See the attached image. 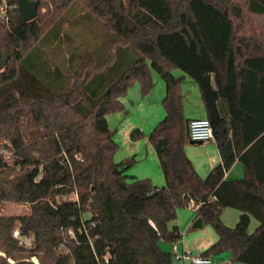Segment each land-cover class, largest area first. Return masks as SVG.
Segmentation results:
<instances>
[{
  "label": "trees",
  "instance_id": "1",
  "mask_svg": "<svg viewBox=\"0 0 264 264\" xmlns=\"http://www.w3.org/2000/svg\"><path fill=\"white\" fill-rule=\"evenodd\" d=\"M6 2L0 57H10L0 71V149L11 151L14 163L0 152V203L27 202L31 209L0 214L6 252L0 264L13 256V264H34L17 249L39 256L42 264H98L97 256L111 264H174L161 242L182 238L170 222L192 202L217 234L201 255L227 252L231 262L264 264V33L252 16L264 15V0H40L37 17L27 22L17 0ZM45 6L59 12L49 17L41 12ZM92 15L108 32L105 53L96 61L75 52L62 72L43 49L66 44L65 29ZM61 51L52 52L56 61ZM154 71L166 84V114L149 134L162 187L127 174L135 156L115 160L119 144L108 121L109 114L125 110L122 98L132 85L138 82L143 95L152 90ZM186 75L199 87L222 157L206 177L185 151L191 139ZM130 137L139 140L143 133L134 129ZM237 160L243 176L228 179ZM227 207L240 211L234 226L222 218ZM252 217L258 224L250 232ZM17 226L34 237L32 249L18 246ZM64 241L69 251L59 253Z\"/></svg>",
  "mask_w": 264,
  "mask_h": 264
},
{
  "label": "rangeland",
  "instance_id": "2",
  "mask_svg": "<svg viewBox=\"0 0 264 264\" xmlns=\"http://www.w3.org/2000/svg\"><path fill=\"white\" fill-rule=\"evenodd\" d=\"M1 3H2V0H1ZM82 3L79 2L78 6H81V9L82 8L85 9ZM4 10H1L2 13H4ZM247 10L248 8L246 6L242 7V9L240 8V12L242 13L246 12ZM41 12L47 14L50 17V15L59 12V8L54 7V6H47V7L45 6L41 8ZM248 15L249 14H247L246 16ZM255 21H256V25L258 26V28L264 33V15L255 16ZM102 24L103 22L96 15H92L91 18L86 17V16L78 17L76 22H74L71 26L65 29V32H63L64 33L63 40L65 39L66 44L62 41V44L57 45L55 49H52V47H48V46L43 49L46 53L45 55L46 59L50 60V62H52L53 64H56L57 62L58 66L62 69V72H65V73L67 71V68L69 67V60H70L69 56H71V54H74L75 52L77 53L82 52V54L84 55L89 54L92 57H94L96 61H99L100 60L99 57L103 56V54L105 53L108 47V42H109L108 32L103 27ZM66 38H69L70 41ZM61 48L63 51H61ZM54 50H56V52L61 51L65 53L61 56L60 60L58 59L59 61H56L53 57ZM36 52L39 53L40 50H36ZM117 52L118 51L116 50L113 52L114 58L118 56ZM55 58H56V54H55ZM86 58H88V56ZM79 60L80 58L78 59V61ZM182 72L183 71L181 69H174L173 71V73L176 75H179ZM153 75H154L153 78H154L155 84L152 90L147 95H143L141 92L139 83L138 82L135 83L129 88L128 93L126 95L127 98H126L125 110L114 112L111 115H108L109 116L108 121H110L109 122L110 127L115 130L114 138L119 144L118 151L115 154L116 161L122 160L125 155V151L128 149L127 143H126V140H128L129 138L128 137L129 132L127 134L128 127H132L131 131H133L134 129H140L142 130L143 134L147 135L152 131L154 126L160 120L164 118L166 114L165 108L163 106V99L166 95V84L164 80L161 78V76L156 71L153 72ZM72 77H74L75 79L77 75L76 74L72 75ZM82 80H83V76L81 75L79 77V81H82ZM139 140H142V139H139ZM140 146L142 148V152L144 153L143 154L144 160L142 159L141 161H139L137 158V161L134 163V165H132V167H130L127 170V174L136 176L137 175L136 171L138 172V174L139 172H141L142 174L156 173L155 176L157 175V180L156 178H153L152 182L154 184H157L158 183L157 181L159 180V175H158L159 166H160L159 159L158 157H156L157 159H154V157L152 158L151 155H149L147 159V155L145 152L146 151L145 145L141 143ZM201 148L204 149L203 152L205 153L206 157L211 156L212 148L210 147L209 148L201 147ZM6 150H7L5 151L6 153L2 151L0 152L1 154L4 155V158L10 162V164H13L14 154L8 149ZM16 171L19 172V168H16ZM13 174L14 173L10 174L9 176L12 177ZM30 209H31L30 204L27 202H16V201H11V200H4L0 203V214L2 215L27 214L30 212ZM194 213H195V210L188 208V207L179 209L178 216L175 220L170 222V225H171L170 227H172L175 224H179V226L181 225L180 231L183 234V238L179 239L175 243H169V242L162 241L161 247L164 250L172 251V247H173L172 244H177V246L179 245V248H182L183 244H186L188 246L189 245L200 246L199 243L205 244L208 241V243L210 244L216 240L217 238L216 231L210 224H205L206 226L198 230H194L190 228L189 231L186 230V226H184V224H181V222H184L183 217L186 214H187L186 216H188L190 214L193 215ZM237 213L239 215L240 211L236 208L229 207L227 210H225L223 214V219L227 225L234 226L237 223L238 220L237 221L235 220L236 219L235 214ZM256 226L250 225L249 231L250 232L253 231ZM199 235H201V239L198 241ZM17 240H18L19 247L21 246L25 249H32L34 247L33 245L34 237L33 236L23 237L22 242L19 239ZM15 252L20 254V256L24 257L25 259L33 262L31 260V256L25 254V251H23L24 253H20V250L17 249L14 251V253ZM227 254L228 253L223 252L222 254L217 255L218 259H220L219 261L220 264H247L243 262L228 261ZM192 255H196V253L194 252V254ZM0 257H6V252L4 251V245H3V241L1 238H0ZM7 259L10 264H13L16 261L15 256L8 257ZM36 259L38 260L40 264H42V261L39 256H37ZM178 262H179L178 260L174 259V264H179Z\"/></svg>",
  "mask_w": 264,
  "mask_h": 264
},
{
  "label": "crops",
  "instance_id": "3",
  "mask_svg": "<svg viewBox=\"0 0 264 264\" xmlns=\"http://www.w3.org/2000/svg\"><path fill=\"white\" fill-rule=\"evenodd\" d=\"M252 16L255 18V16H259V15L258 14H252ZM183 74L184 73L182 72L179 75H183ZM183 91H184V112H185L186 117L189 119L198 118V117H206V111H205V107H204V103H203V100L201 97L199 87H198L197 83L192 79V77H190L188 75H186L185 79H184ZM126 98L127 97L122 98V101L124 102L125 106H126ZM109 115H111V114H109ZM108 120H109V116H108ZM131 128L132 127H128V130H127V134L129 132V134H128L129 138H128V140H126L128 149L125 151V155L123 158L129 157V156H135L136 158H138L139 161H141L143 159L144 153L142 152V148L140 145H141V143H143L145 145V148H146L145 152L147 155V159H148L149 155H151L152 158L154 157V159H157L156 157H158V156H156L157 154H155L156 152H154L155 151L154 147L149 140V134L150 133L147 135L143 134V137L141 138L142 140H132L130 137ZM201 147L212 148L211 156L206 157L205 153L203 152L204 149H202ZM185 151H186L187 155L189 156V158L192 160L193 164L195 165V167L198 170V172L200 173V175L203 177H206L209 174L210 170L215 165L222 162L221 154L219 152L216 141L214 139L208 140L205 142H194V143L191 142V139H190L187 141V143L185 145ZM159 173H158L159 180L157 181L158 183L154 184V185L162 187L165 184V178H164V174L162 172L161 166H159ZM243 173H244L243 164L239 160H237L232 165V167L226 172V177L228 179H237V178L242 177ZM136 174H137L136 175L137 177L140 176L139 178H150L151 180H153V178H156V180H157V175L155 176L156 173L142 174L141 172H139V174H138V172L136 171ZM132 176H135V175H132ZM142 193L143 194H149L150 190L148 188H145ZM187 207L195 210V213L193 215L190 214L188 216H186L187 215L186 214L183 217L184 222H181V224H184V226H186V230L189 231L190 228L194 229V230H198V229L206 226L204 224V222H203L202 226H196L195 225L196 220L199 218V216L197 215V208L198 207L195 206L193 202L190 203V205ZM228 208L229 207H227L223 210L222 218H223V214H224L225 210H227ZM239 216H240V214L239 215H238V213L235 214V218H236L235 220L236 221L239 219ZM257 224H258L257 219L252 217L250 225L256 226ZM173 226H177L179 228V230H181V228H180L181 225L179 226V224H175ZM194 233H196V232H194ZM182 238H183V234H182ZM200 239H201V235H199L198 241ZM216 240H217V238H216ZM215 241H213L212 243H214ZM212 243L209 244L208 241L205 244L199 243L200 246H195V245H189L188 246L186 244H183L182 248H179V245L177 246V244H172L173 247H172L171 252L174 253V252L187 251L191 254H194V252H195L196 255H201L202 252L205 251ZM213 258L217 262L220 261V259H218L217 256H214ZM227 260L230 261L228 254H227ZM178 263L181 264L180 262H178Z\"/></svg>",
  "mask_w": 264,
  "mask_h": 264
},
{
  "label": "built area",
  "instance_id": "4",
  "mask_svg": "<svg viewBox=\"0 0 264 264\" xmlns=\"http://www.w3.org/2000/svg\"><path fill=\"white\" fill-rule=\"evenodd\" d=\"M6 4H7L6 0H2V3L0 5L1 10L6 9V6H7ZM189 135H190L191 140H195V141L205 142V141L214 139L213 126L210 120L207 117H198V118L191 119L189 122ZM0 151L6 153L5 151L7 150L5 148H2L0 149ZM70 198L75 199L76 194L71 195ZM69 232H70V237L76 239L75 234L71 230ZM13 236L16 239H19L21 242H22L23 237H27L21 233L19 227H17L14 230ZM89 240H90V244L93 245L92 240L90 238ZM57 251L59 253L68 252L69 247L67 245V241H64L60 245H58ZM173 254H174V259L178 260L181 264H189V263L190 264H220L213 257L203 256V255H192L191 253L187 251L174 252ZM36 257L37 255H32L31 260L35 264H40L38 260L36 259ZM97 262L98 264H111L107 256H105L103 259H100L97 256Z\"/></svg>",
  "mask_w": 264,
  "mask_h": 264
},
{
  "label": "water",
  "instance_id": "5",
  "mask_svg": "<svg viewBox=\"0 0 264 264\" xmlns=\"http://www.w3.org/2000/svg\"><path fill=\"white\" fill-rule=\"evenodd\" d=\"M40 5V0H17V7L22 15V19L27 22L30 20H33L38 15V7ZM237 11H240V7H234ZM9 55H5L3 57H0V71L3 70L9 61ZM191 142H202V141H195L191 140ZM203 220L201 217H199L196 220L195 225L196 226H202Z\"/></svg>",
  "mask_w": 264,
  "mask_h": 264
}]
</instances>
